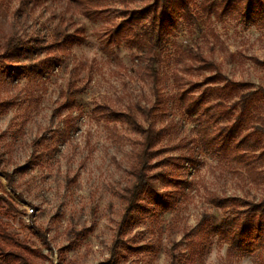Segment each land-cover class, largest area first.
<instances>
[{
  "label": "rangeland",
  "instance_id": "obj_1",
  "mask_svg": "<svg viewBox=\"0 0 264 264\" xmlns=\"http://www.w3.org/2000/svg\"><path fill=\"white\" fill-rule=\"evenodd\" d=\"M95 1L101 18L83 17L68 0L0 2V196L15 208L0 203V230L25 244L31 264H264V246L230 256L210 233L264 200V152L247 153L243 163L222 158L199 143L177 100L190 86L198 96L227 81L264 89V15L248 20L244 10L216 19L192 0L190 15L176 16L153 52L162 75L155 90L134 50L100 42L105 24H119L122 11L143 1ZM75 29L80 42L50 50L56 33ZM17 38L43 49L7 54L5 43ZM198 57L214 68L201 69ZM129 107L152 109L146 118L138 114L145 127L164 130L151 164L178 182L155 179L169 208L146 197L120 228L138 136L106 116ZM230 123L218 120L208 131ZM3 173L12 176V188ZM212 200L227 204L218 208Z\"/></svg>",
  "mask_w": 264,
  "mask_h": 264
},
{
  "label": "trees",
  "instance_id": "obj_2",
  "mask_svg": "<svg viewBox=\"0 0 264 264\" xmlns=\"http://www.w3.org/2000/svg\"><path fill=\"white\" fill-rule=\"evenodd\" d=\"M142 1L143 5L140 8L131 10L126 8L122 11L126 19L119 24H105L102 28L100 42L108 50L121 45L134 50L137 62L144 65H142V70L157 90L162 75L155 68L156 59L153 52L163 38L171 34L176 16L186 19L190 15L192 0ZM27 2L33 5L41 4V0H27ZM201 3V12L211 14L216 19L232 13L242 15L244 10L248 20L264 15V0H201ZM68 4L74 6L87 19L103 16L95 0H68ZM81 39L79 29H75L71 34L56 33L49 48L52 51L57 48L72 47ZM4 48L8 54L14 50L39 51L43 49V46L38 41L33 42L31 38H17L9 39ZM194 59L201 63V69L214 68L204 58ZM259 64L264 65V63ZM214 80H217V74L206 79L205 84H211ZM194 89V86H190L187 90L177 93V100L182 106L184 116L196 124L198 140L202 146L211 149L224 159L242 163L247 153L258 149L264 152V116H259L257 119L254 117V114L264 106V89L251 90L245 85L232 81L225 82L221 87H207L198 96L191 94ZM210 98L213 99L210 100ZM151 112L152 109L144 111L129 107L123 112H111L106 116L108 120L124 124L127 129L138 136V149L134 154V162L130 169L134 182L132 187L126 191V207L120 228L134 219L135 213L141 211V203L146 197H150L157 206L163 209L169 208V194L159 191L155 179L160 178L163 183L178 182L176 177L169 181L163 169L159 173L154 172L156 166L151 162L158 154L157 147L164 130L157 129L154 123L145 127L138 121V114L146 118ZM218 120L227 123L232 121V123L221 124L217 132L209 133L208 129L211 124H215ZM2 175L8 186L12 188V176L6 173ZM0 203L7 206L9 210L15 209L1 196ZM212 203L218 208H224L227 204L225 200H212ZM244 213L241 217H225L218 226L210 229L211 234L217 235L228 245L227 254L230 256L251 255L264 246V200L259 205L250 206ZM252 213H257V217L251 215ZM117 248L118 242L115 241L112 245L113 257L118 253ZM27 253L30 254L25 244L0 230V262L31 264Z\"/></svg>",
  "mask_w": 264,
  "mask_h": 264
}]
</instances>
